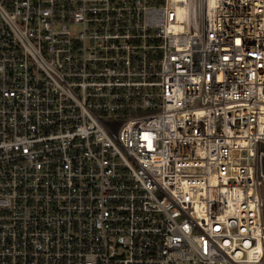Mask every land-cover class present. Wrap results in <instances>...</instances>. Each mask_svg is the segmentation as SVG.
Segmentation results:
<instances>
[{
  "label": "built area",
  "instance_id": "obj_1",
  "mask_svg": "<svg viewBox=\"0 0 264 264\" xmlns=\"http://www.w3.org/2000/svg\"><path fill=\"white\" fill-rule=\"evenodd\" d=\"M0 264H264V0H0Z\"/></svg>",
  "mask_w": 264,
  "mask_h": 264
},
{
  "label": "bare ground",
  "instance_id": "obj_2",
  "mask_svg": "<svg viewBox=\"0 0 264 264\" xmlns=\"http://www.w3.org/2000/svg\"><path fill=\"white\" fill-rule=\"evenodd\" d=\"M233 206V205H232Z\"/></svg>",
  "mask_w": 264,
  "mask_h": 264
}]
</instances>
